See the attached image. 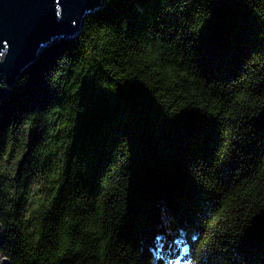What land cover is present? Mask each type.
Masks as SVG:
<instances>
[{
  "label": "trees",
  "instance_id": "obj_1",
  "mask_svg": "<svg viewBox=\"0 0 264 264\" xmlns=\"http://www.w3.org/2000/svg\"><path fill=\"white\" fill-rule=\"evenodd\" d=\"M0 226L7 264H264V0H103L42 50Z\"/></svg>",
  "mask_w": 264,
  "mask_h": 264
},
{
  "label": "water",
  "instance_id": "obj_2",
  "mask_svg": "<svg viewBox=\"0 0 264 264\" xmlns=\"http://www.w3.org/2000/svg\"><path fill=\"white\" fill-rule=\"evenodd\" d=\"M102 7L103 0H0V97L42 50L77 36L84 18ZM0 264L7 260L0 256Z\"/></svg>",
  "mask_w": 264,
  "mask_h": 264
},
{
  "label": "rangeland",
  "instance_id": "obj_3",
  "mask_svg": "<svg viewBox=\"0 0 264 264\" xmlns=\"http://www.w3.org/2000/svg\"><path fill=\"white\" fill-rule=\"evenodd\" d=\"M163 264H191V263L180 262L177 258H166Z\"/></svg>",
  "mask_w": 264,
  "mask_h": 264
}]
</instances>
